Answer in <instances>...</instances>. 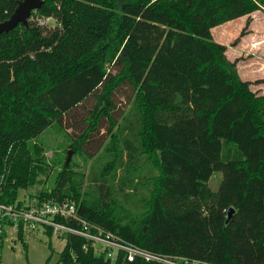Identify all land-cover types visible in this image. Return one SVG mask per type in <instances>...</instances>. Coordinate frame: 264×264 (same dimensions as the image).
<instances>
[{
    "label": "trees",
    "instance_id": "trees-1",
    "mask_svg": "<svg viewBox=\"0 0 264 264\" xmlns=\"http://www.w3.org/2000/svg\"><path fill=\"white\" fill-rule=\"evenodd\" d=\"M20 1L0 0V22ZM42 1L26 26L0 34L2 200L13 203L19 189L43 183L52 166L37 138L63 127L76 131L67 132L74 152L109 149L120 189L148 159L157 169L154 193L141 215L119 214L105 189L84 199L64 165L37 198L72 201L83 219L152 253L264 264V95L249 88L264 80H240L211 32L264 10V0ZM116 95L129 107L117 106ZM215 171L222 179L212 191ZM59 263L159 264L122 255L111 263L74 235Z\"/></svg>",
    "mask_w": 264,
    "mask_h": 264
},
{
    "label": "rangeland",
    "instance_id": "rangeland-1",
    "mask_svg": "<svg viewBox=\"0 0 264 264\" xmlns=\"http://www.w3.org/2000/svg\"><path fill=\"white\" fill-rule=\"evenodd\" d=\"M247 18L249 20L245 33L240 35ZM41 21L47 27L55 26V21L52 19ZM211 32L213 42L226 47L225 58L234 63L240 80L249 82L257 79L264 80V10H255L241 19L222 23L214 27ZM121 54L123 56L125 54L123 47ZM249 88L257 95H264V84L251 83ZM92 102L90 98L77 109V112H85ZM116 104L125 108L129 107V103L123 101L118 95H116ZM67 132L76 133L71 129L65 131L63 127L53 125L40 133L37 142L43 146L44 161L52 168L48 176L40 177L42 184L19 189L17 199L36 197L40 189H50L53 176L63 170L69 154V161L65 166V169H68L66 176L72 182H80V193L84 199L96 200L101 197V192L105 189L109 192L107 197L111 200L114 211L132 217L141 215L147 201L154 193L152 179L157 175L156 167L142 156L143 160L140 161L132 177V185L120 189L116 183L117 179L114 180L113 173L118 177L121 170L115 167L111 171L113 166L109 163L112 158L109 149L101 148L93 157L74 152L69 148L71 139ZM115 163L116 161L112 162L113 165ZM221 179V172H213L207 183L208 187L212 191H217ZM99 186H102L100 191ZM64 245V239L50 236L40 229L35 231L8 229L2 242L0 264H60L59 257Z\"/></svg>",
    "mask_w": 264,
    "mask_h": 264
},
{
    "label": "built area",
    "instance_id": "built-area-1",
    "mask_svg": "<svg viewBox=\"0 0 264 264\" xmlns=\"http://www.w3.org/2000/svg\"><path fill=\"white\" fill-rule=\"evenodd\" d=\"M12 228L28 231L40 229L64 240L74 235L84 239L93 248L94 254L104 255L111 263L122 255L127 261L139 259L159 264H213L146 251L83 219L77 212L76 204L67 200L57 202L28 196L24 200L16 198L13 203H6L0 194V251L6 231Z\"/></svg>",
    "mask_w": 264,
    "mask_h": 264
},
{
    "label": "water",
    "instance_id": "water-1",
    "mask_svg": "<svg viewBox=\"0 0 264 264\" xmlns=\"http://www.w3.org/2000/svg\"><path fill=\"white\" fill-rule=\"evenodd\" d=\"M42 0H22L18 2L16 8L12 14L4 21L0 22V34L7 33L10 30H13L19 24L26 26L31 13L40 8L42 5ZM69 154L65 161V166L68 164ZM234 210L230 208L227 212L226 223L233 215Z\"/></svg>",
    "mask_w": 264,
    "mask_h": 264
},
{
    "label": "crops",
    "instance_id": "crops-1",
    "mask_svg": "<svg viewBox=\"0 0 264 264\" xmlns=\"http://www.w3.org/2000/svg\"><path fill=\"white\" fill-rule=\"evenodd\" d=\"M242 17H240L239 19H241ZM238 19V18H237Z\"/></svg>",
    "mask_w": 264,
    "mask_h": 264
}]
</instances>
